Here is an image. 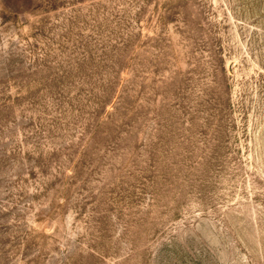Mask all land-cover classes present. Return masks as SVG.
Instances as JSON below:
<instances>
[{
	"label": "rangeland",
	"instance_id": "374dc122",
	"mask_svg": "<svg viewBox=\"0 0 264 264\" xmlns=\"http://www.w3.org/2000/svg\"><path fill=\"white\" fill-rule=\"evenodd\" d=\"M0 264H264V0H0Z\"/></svg>",
	"mask_w": 264,
	"mask_h": 264
}]
</instances>
